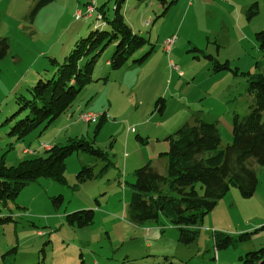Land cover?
<instances>
[{
    "label": "rangeland",
    "instance_id": "374dc122",
    "mask_svg": "<svg viewBox=\"0 0 264 264\" xmlns=\"http://www.w3.org/2000/svg\"><path fill=\"white\" fill-rule=\"evenodd\" d=\"M130 1L132 5L126 1L123 6L124 18L149 43L117 70L105 64L115 47V43L107 44L97 56L93 81L82 89L73 110L63 114L72 115L69 125L62 115L39 129L51 145L63 144L69 137L93 138L107 158L73 152L65 160L63 181L40 176L14 200L0 202V217L11 216L0 227V264H34L39 258L43 264H121L125 257L133 264H242L239 257L264 242V231L255 230L264 224V167L257 163L253 165L258 179L254 194L243 198L238 188L231 187L205 215L191 244H181L176 227L162 215L157 221L134 224L128 214L133 171L149 162L162 171L166 158L160 153L168 149L164 139L183 124L215 121L222 146L231 142L234 116L243 118L250 111L251 98L240 72L264 74L256 66L262 52L254 39L256 31L264 30V0H176L163 15L155 1ZM12 2L7 14L0 12V36L9 44L0 60V158L7 166L44 150L22 154L25 148H35L39 130L22 140L8 134L10 126L23 117L11 120L18 110L15 96L38 80L35 72L48 64L49 57L63 60L73 44L67 51L64 47L75 32L79 38L93 29V23L69 15L62 0L44 5L33 15L34 3ZM95 2L94 17L101 6L106 17H112L113 0ZM254 2L258 11L248 19L247 9ZM85 25L90 29L84 34ZM20 28L26 29L21 34L25 38L17 33ZM173 36L167 53L164 41ZM39 50L45 53L40 55ZM149 50L142 63H133ZM207 55L221 63L227 60L228 69L214 72ZM85 111L101 116L87 123L80 120ZM81 166L92 167L93 177L80 182L76 175ZM58 195L63 196L60 204L54 202ZM80 209H93V223L69 225L66 215ZM214 230L252 234L246 242L216 250Z\"/></svg>",
    "mask_w": 264,
    "mask_h": 264
},
{
    "label": "trees",
    "instance_id": "16d2710c",
    "mask_svg": "<svg viewBox=\"0 0 264 264\" xmlns=\"http://www.w3.org/2000/svg\"><path fill=\"white\" fill-rule=\"evenodd\" d=\"M51 0H35L32 15ZM127 0H113V15L107 18L103 6L98 10L100 18L96 27L86 36L76 39L62 61L48 58V67L39 73L38 80L26 88L25 93L15 96L17 112L12 116L23 115L9 128V135L22 140L34 130L44 129L59 116L67 112L79 97L85 85L93 81L92 73L98 54L109 43H115L109 57L112 70L123 67L133 54L148 44V39L136 33L126 22L123 6ZM138 4L155 1L160 5L161 15L176 3V0H135ZM258 11L254 2L247 9L250 19ZM94 14V12H93ZM100 24V25H99ZM256 45L262 52L257 67L264 69V30L254 33ZM6 38H0V60L8 52ZM147 51L133 63H142L150 54ZM214 72L228 69L229 62L221 63L212 55ZM237 74L239 71L234 70ZM247 83L251 98L250 111L243 117L233 118L231 142L222 146L217 122L201 119L185 123L174 133L165 137L167 151L160 156L166 158V172L160 174L149 163L133 171L128 214L131 222L142 224L157 221L164 216L170 225L176 227L177 240L184 245L191 244L198 236L203 219L217 201L223 198L231 187H236L243 198L251 197L257 187L258 179L254 163L264 167V74L261 72H240ZM105 80V78H104ZM162 110V107L159 108ZM104 118L95 125V131ZM40 131V130H39ZM139 140H143L136 136ZM73 152H85L97 159L105 160L107 153L95 145V140L83 137L68 138L63 144L56 143L44 149L41 155L24 158L17 164L7 166L0 158V202L14 200L27 184L38 177L64 180L65 160ZM80 182L93 177V169L81 166L76 175ZM63 196L54 198L56 204ZM11 216L0 217V227L10 221ZM93 209H80L66 215L71 226H87L93 223ZM264 231V224L257 230ZM252 232L231 235L214 230L211 233L216 250L234 247L251 238ZM239 259L242 264H264V244L247 251ZM3 264H11L3 261ZM34 264H43L41 258ZM121 264H133L123 258Z\"/></svg>",
    "mask_w": 264,
    "mask_h": 264
},
{
    "label": "crops",
    "instance_id": "0c3cea01",
    "mask_svg": "<svg viewBox=\"0 0 264 264\" xmlns=\"http://www.w3.org/2000/svg\"><path fill=\"white\" fill-rule=\"evenodd\" d=\"M13 0H0V12H2L3 14H7V12L9 11V7H11V5H12V2ZM18 1H20V4H22V5H24V6H30V4H32V3H35V0H31V2H30V0H18ZM83 1L85 2V3H87L88 1L87 0H62V6H63V8L65 9V11H68V14L69 15H73V12H74V10H75V8H77V7H83V5L85 4V3H83ZM90 1V0H89ZM56 2V0H51L49 3L50 4H54ZM133 1H130V0H127V4H128V6H130V5H132L133 3H132ZM99 13H97V15H98ZM98 19V16L97 17H94V14L90 17V18H87V19H76V20H80V21H82L83 23H93V27H96V20ZM100 25V24H99ZM132 26V25H131ZM90 29V26H88V25H85L83 28H82V30H83V32H81V33H86L88 30ZM133 29V28H132ZM26 31V29H22V28H20V29H18V31H17V33L19 34V36L21 37V38H25V37H23V35H21L23 32H25ZM78 31V30H77ZM77 35H78V33L77 32H75L74 34H73V36H72V38H70V40H69V42H68V44H66V46L64 47V50H68V47H71V45L73 44V42L78 38L77 37ZM2 36H0V38H1ZM5 37H7V35L5 34ZM33 40V39H32ZM53 48V45L51 46V48H47V50L45 49V50H43V51H49V49H52ZM40 51V50H39ZM45 52H39V54L40 55H42V53H45ZM53 54H50V55H54V52H52ZM48 54H49V52H48ZM17 62H20L21 61V59L18 57L17 59ZM108 61H109V58H106L105 59V64H108ZM46 67H48V64L47 63H44V66H43V68H41V70L39 71V70H37L36 72H35V75H37V76H39V73L41 72V71H43V69H45ZM26 72L27 73H29V69L27 70L26 69ZM104 78H105V80H104ZM106 80H107V77H103L102 78V82L103 83H106ZM27 87H29V86H27ZM73 107H70V109L67 111V112H65L64 114H69L73 109H72ZM78 110H80L81 111V108H80V106H78ZM63 115V114H62ZM61 115V116H62ZM67 115H63V117L62 118H64L63 120H65V122H66V125L68 126L69 125V123L72 121V115H70V116H68V117H66ZM54 123V122H53ZM52 123V124H53ZM52 124H50V126L52 125ZM39 135V138L36 140L37 141V143L35 142V148L33 149V150H30V149H23L22 150V154H24V155H31L34 151H38L39 149H48V148H50L52 145H54V144H56V143H53L52 145H51V143H49V140H44L45 138H46V134L45 133H43V134H41L40 133V131H39V133H38ZM45 141V142H44ZM27 157V156H26ZM24 159V158H23ZM162 160H164V159H162ZM164 162V168H163V170L162 171H159V170H157L156 169V171L158 172V173H160V174H164V169H165V166H166V161H163ZM154 167V166H153ZM263 239H264V237H263ZM263 244H264V242H263ZM263 244H261V245H263ZM260 245V246H261Z\"/></svg>",
    "mask_w": 264,
    "mask_h": 264
},
{
    "label": "built area",
    "instance_id": "2783aa9c",
    "mask_svg": "<svg viewBox=\"0 0 264 264\" xmlns=\"http://www.w3.org/2000/svg\"><path fill=\"white\" fill-rule=\"evenodd\" d=\"M95 0H90L88 1L87 3H85L83 5V7H77L75 8L74 12H73V16L75 19H87L89 18V10L92 6V3L94 2ZM174 40H175V37H170L169 39H166L164 41V50L165 52H169L171 46L173 45L174 43ZM81 113V112H80ZM100 114L98 113H94V112H90V111H85V112H82L80 114V120L84 121V122H87V123H90V122H94V121H97L99 118H100ZM130 130H133V128H131Z\"/></svg>",
    "mask_w": 264,
    "mask_h": 264
},
{
    "label": "bare ground",
    "instance_id": "6f19581e",
    "mask_svg": "<svg viewBox=\"0 0 264 264\" xmlns=\"http://www.w3.org/2000/svg\"><path fill=\"white\" fill-rule=\"evenodd\" d=\"M96 9V2L94 1L93 3H92V6H91V8H90V10H89V18L93 15V11ZM98 16V19L100 18V14H98L97 15ZM148 22V21H147Z\"/></svg>",
    "mask_w": 264,
    "mask_h": 264
}]
</instances>
